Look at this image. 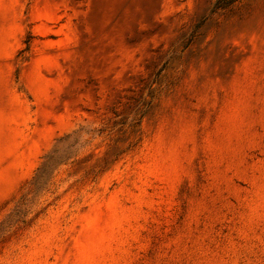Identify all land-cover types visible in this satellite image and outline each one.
Returning <instances> with one entry per match:
<instances>
[{
    "label": "rangeland",
    "instance_id": "374dc122",
    "mask_svg": "<svg viewBox=\"0 0 264 264\" xmlns=\"http://www.w3.org/2000/svg\"><path fill=\"white\" fill-rule=\"evenodd\" d=\"M0 0V264H264V0Z\"/></svg>",
    "mask_w": 264,
    "mask_h": 264
},
{
    "label": "trees",
    "instance_id": "16d2710c",
    "mask_svg": "<svg viewBox=\"0 0 264 264\" xmlns=\"http://www.w3.org/2000/svg\"><path fill=\"white\" fill-rule=\"evenodd\" d=\"M232 1H234V0H226V4H228V3L232 2ZM218 3H219V0H217V1L215 2V5H214L215 8H217V7H221L220 5H218Z\"/></svg>",
    "mask_w": 264,
    "mask_h": 264
}]
</instances>
